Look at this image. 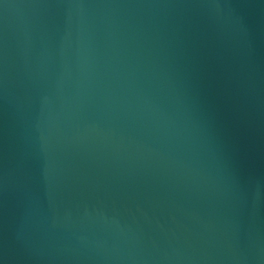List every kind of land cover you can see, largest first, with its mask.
<instances>
[{
  "label": "water",
  "instance_id": "water-1",
  "mask_svg": "<svg viewBox=\"0 0 264 264\" xmlns=\"http://www.w3.org/2000/svg\"><path fill=\"white\" fill-rule=\"evenodd\" d=\"M0 264H264V0H0Z\"/></svg>",
  "mask_w": 264,
  "mask_h": 264
}]
</instances>
